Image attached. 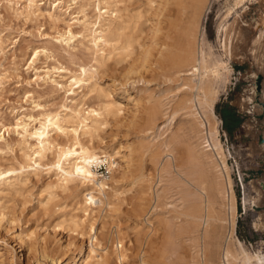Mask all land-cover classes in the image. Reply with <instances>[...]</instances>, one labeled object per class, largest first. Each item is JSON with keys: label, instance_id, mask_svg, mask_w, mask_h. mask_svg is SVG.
I'll list each match as a JSON object with an SVG mask.
<instances>
[{"label": "rangeland", "instance_id": "1", "mask_svg": "<svg viewBox=\"0 0 264 264\" xmlns=\"http://www.w3.org/2000/svg\"><path fill=\"white\" fill-rule=\"evenodd\" d=\"M30 1L0 0V135L4 138L0 143H9L0 147V173L15 169L5 174L0 185V253L7 255L3 250L9 239L19 249L15 236L23 234L28 246L37 241L39 253L23 247L19 264H52L45 258L48 255L59 264H87L92 246L102 255L109 250L106 264H141L143 257L151 264H224L227 232L222 222L209 225L204 217L214 177L204 168L203 159L194 162L192 158L202 148L197 137L202 109L193 98L197 90L191 88L198 77L192 76L190 68L171 63L158 72L150 65L160 51L157 48L167 40L178 42L195 18L207 59L223 56L227 60L221 41L224 29L232 28L233 33L241 26L253 29L249 43L253 42L259 31L253 23L262 18L264 28V0H207L195 8L191 0L183 4L174 0L168 7V0H34L32 11ZM99 13L101 24L110 25L111 46L104 52L97 51L91 41L92 32L100 27ZM167 23L177 26V31L170 32L174 41L167 38ZM156 24L166 36L154 34ZM69 30L75 35L71 41ZM130 40L134 51L127 57L123 47ZM230 66L232 75L213 112L220 121V140L237 201L235 236L249 252L264 253V230L256 227V214L264 212L260 183L264 179V111L252 113L239 105L253 84L248 77L256 67L251 59L232 61ZM82 68L88 72L85 85H75L73 93L71 79L82 78ZM120 88L128 89L134 99H143L139 112L126 103ZM108 96L128 105L117 116L119 120L103 110ZM253 105L258 102L254 100ZM224 107L236 109L243 117L233 133L224 128L220 114ZM75 110L85 116L88 110L103 113L92 137L81 136L82 143L123 156L112 161L111 170L106 165L97 168L99 181L109 189L104 195L94 192L103 203L96 200L94 212L88 213L83 210L91 186L76 181L59 188L55 172L20 170L28 149L20 136L22 127H39L40 119L49 113L59 114L63 127H76ZM71 140L64 135L58 138L62 143ZM131 149L135 160L127 157ZM45 162L52 164L54 157L49 154ZM236 166L253 185L258 203L255 214L241 213L232 174ZM215 205L219 215L218 200ZM22 254L25 260L20 261ZM97 261L102 264L99 257Z\"/></svg>", "mask_w": 264, "mask_h": 264}, {"label": "bare ground", "instance_id": "2", "mask_svg": "<svg viewBox=\"0 0 264 264\" xmlns=\"http://www.w3.org/2000/svg\"><path fill=\"white\" fill-rule=\"evenodd\" d=\"M172 1L174 0H168L169 4L167 5V7L170 6ZM178 1L180 2V4L184 3L183 0H178ZM191 1L194 8L195 5L205 4L207 2V0H191ZM34 2L35 1L32 0L28 5V9L31 11L34 8V4H35ZM198 8L199 6L196 8L197 13H199V10H197ZM100 13L98 14L100 15V17L98 16L99 18H97L99 20L100 27H98L92 32L91 41L94 44V46L98 49L97 51L104 52L106 48L111 46V40L107 36L108 30L110 29V25L101 24L100 20L102 14ZM167 18L169 17L167 16ZM162 20L163 19L161 18V22ZM190 23L191 24L189 26L183 29L184 31L181 30L184 33L181 36V39L180 40L178 39L179 43L177 41L175 42L173 38L170 37V32L173 29L174 31H177V26H174V24L172 26L171 23L169 24L167 23V28H166L168 30V32L166 33L167 38L171 39V41H174L173 43L167 42L168 40L166 41L161 38L164 35L161 32V30H163L164 28L160 29L162 28L160 24H159L160 26L159 29L157 28V24L154 26L155 35H157L158 33L160 34V32L163 34L161 37L156 36L155 38L159 37L163 40V42L164 41L166 42H164L161 46L158 45L160 46V48L156 47L158 50L160 49V51H157V53H155L156 55H154V53L152 52V54L154 55V60L151 61L152 65L150 66L153 72H158V70H162L166 64L170 65L171 63L177 66L178 68H190L191 70L190 72L192 73V76L195 75L198 77L197 82L195 83V85H192L191 88H195L197 90L196 95L193 98L197 100L199 107L202 109V113L200 112V121L197 125L199 130V132L197 131L199 147L201 146L202 148L197 151L195 150L194 151L195 154L194 153L192 154L193 156L192 158H194V162L195 160L197 162H200V160L203 159L204 160L203 165L205 166L204 168L208 169L209 173L213 174L212 177H214L213 187H212L213 195L208 193V203L207 206H205L206 211L204 217L209 225L212 224L213 222L215 223L222 222L223 227L221 226V228L225 229L227 232L225 238V244L224 246H222L223 247L222 257L224 259L223 260L224 264H264V253H261L260 251L259 253L249 252L248 250L245 249L244 245L235 236L237 201L233 192V184H232V179L230 177V171L228 166L226 165L223 145L220 140V132H221L220 121L213 112L214 106L219 99L221 89H224L227 86L229 82V78L232 75V68L230 66V62L235 60L239 62H243L247 59H251L255 62L256 71H253L251 75L248 77L249 79H252L253 84L251 85L247 94L240 99L239 105L242 109L250 111L252 113H259V112L262 113L264 111V28L262 26L263 19L260 18L256 20L255 23H253L256 24V28L259 29V31H257L256 33V36H258V38L253 40V42L251 43H249V39L253 35L252 33L253 29L250 28L246 29L241 26L239 32L236 33L235 31V33H233L232 28H228L226 26V28L223 31L221 41H222V47L224 49V56L227 60H223L222 59L223 56H218L213 60L207 59V54L204 53L203 48L201 47L200 38L203 37V35H201L200 26L197 25L198 24L197 18H195V20H191ZM94 26H97V23H95ZM68 34H69V41H71L75 35L70 30ZM181 40L182 42H180ZM156 48H154V50ZM123 49L126 53V56L130 57L134 51V41L132 40L128 41L126 45L123 47ZM150 50L152 51L153 49L151 48ZM150 55L151 53H149V56ZM153 55H151V57ZM37 56L38 53L36 52L35 58H37ZM210 57H212L211 54L209 55V58ZM35 58L32 61L33 63L35 62L34 61ZM149 63L150 62H148V64ZM82 69H83L82 78L78 76H73L71 79L72 82L69 91H72L73 93H74L73 87L75 85H80V88L83 87L82 85H85L84 83L86 81L85 76L88 75L87 74L88 72L86 71V69L84 68ZM258 71L260 74L258 73ZM259 75L263 76L261 91H258L257 89V79ZM120 90H121V95L123 99H125L126 103L128 105L130 104L133 107L132 108L133 110L139 112V108L143 105V99L141 97L134 99L131 96V94H128V89L123 90V88H120ZM108 98L109 99L107 100L105 107L103 109L108 116L113 115L114 117H117L120 116L122 113H124L128 105H123V103L117 102L115 100H111L109 96ZM254 100L258 102L257 106L256 105L252 106ZM143 107L145 108V111H147L148 113L150 112L149 107H147L146 105ZM73 113L76 117L74 119H77L76 127H72V128L63 127L58 118L59 114L56 113L55 114L49 113L43 115L44 117L39 121V127H34L32 129H29V127L26 125L22 127V133L20 134V136L22 138V141L27 144L28 149L27 151L24 152L22 156V163L20 164V170L31 169L34 171H39L40 169L41 171V169H44L47 170L48 172H55L56 175L58 176L56 187L59 188H68L70 184L76 181H80L81 183L86 184L87 186H91L92 191L86 194V197H88V199L86 200V208L83 211L85 213L94 212V210L92 209V205L96 206V200H99L100 204L103 203L101 198H96V196H94V192H99L101 195H104L105 191L109 189V187H107L104 181H99L97 168H99L102 165H106L107 168L108 166H110L109 169L111 170L112 161L113 163H116L117 160L122 158L123 156L118 151L110 154L106 151L97 150L94 148V146L90 144L88 145L82 143L81 141V136L92 137L94 131L96 130V126L98 124H101V121L99 119V117H101V115L103 114L101 113V111L88 110L86 116L85 113H83L84 115H82L80 110L78 111L75 110L73 111ZM89 119H91L90 122ZM116 120H119V118L117 117ZM135 124L137 127V122ZM16 130H18V128ZM52 133H55L56 137L52 136L51 135ZM63 135L65 137L72 138L71 142L70 143L59 142L58 138ZM0 140L1 141L4 140L3 135H0ZM2 146H9V143H7V141H5L2 144L0 143V147ZM261 150L264 152V141L262 142ZM129 153L130 154H128L127 157H129L132 160L133 155H135L134 149H131ZM49 154H51L54 157V162L52 164L45 162ZM128 165L129 163H127V167ZM135 165L136 164H134V167ZM129 171L131 172V168ZM14 172L15 169L9 170L6 173L12 174ZM6 173H0V185L5 183L6 178L3 177L5 176ZM260 183H262L264 189V179L260 180ZM262 192H264V190ZM262 192L259 193V204H261ZM211 196H214V198ZM145 199L147 198H144V200ZM217 200L219 204L217 206L220 208V214L224 215V217L223 216L221 217L219 216L220 214L219 215L217 214L218 211L215 208L216 206L215 204ZM143 202L142 204H144ZM193 217L197 218V215L193 214ZM197 220L199 221V219ZM78 222L81 221L80 220L76 221V224H78ZM256 227L264 230V212H258L256 214ZM94 228H95L94 225L91 224L90 230L92 232L94 231ZM7 237H11V236H7ZM15 238H16L15 241H17L18 244L20 245L19 249H15L14 248L15 246H12V243L10 242L11 240L8 238L9 240H7L8 242L3 250L4 252L7 253V255L5 253H0V264H19L17 262L18 259L17 257L20 253L24 252L23 247L28 246L29 244L27 245L26 237L23 234H18L17 236H15ZM31 242L32 243L30 244V246H28L29 250H31L32 252H38L37 241L36 244L33 241ZM96 250L97 249H95L94 246L90 248L89 250L90 255L87 264H98L99 262L97 261L98 257L102 264H106L107 258L109 256L108 253L109 250H107V252L104 253V255L98 253ZM121 257L124 258L125 255H121ZM45 258L47 261L51 259L52 264L58 263L56 259L49 258V255L46 256ZM144 258L145 257L142 258L141 264H151L150 260L148 261L147 259ZM23 260L25 259L22 254L20 256V261Z\"/></svg>", "mask_w": 264, "mask_h": 264}, {"label": "built area", "instance_id": "3", "mask_svg": "<svg viewBox=\"0 0 264 264\" xmlns=\"http://www.w3.org/2000/svg\"><path fill=\"white\" fill-rule=\"evenodd\" d=\"M232 174L234 175V188L237 189L241 213L247 214L251 212L255 214L258 211V203L253 191V185L248 181L249 176L238 166H236V170L234 169ZM250 246L253 247L252 244Z\"/></svg>", "mask_w": 264, "mask_h": 264}, {"label": "trees", "instance_id": "4", "mask_svg": "<svg viewBox=\"0 0 264 264\" xmlns=\"http://www.w3.org/2000/svg\"><path fill=\"white\" fill-rule=\"evenodd\" d=\"M220 114L224 122V128L229 133L236 131L243 122V117L234 108L224 107L221 109Z\"/></svg>", "mask_w": 264, "mask_h": 264}, {"label": "water", "instance_id": "5", "mask_svg": "<svg viewBox=\"0 0 264 264\" xmlns=\"http://www.w3.org/2000/svg\"><path fill=\"white\" fill-rule=\"evenodd\" d=\"M262 82H263V76L259 75L257 79V89L258 91H261L262 89Z\"/></svg>", "mask_w": 264, "mask_h": 264}]
</instances>
